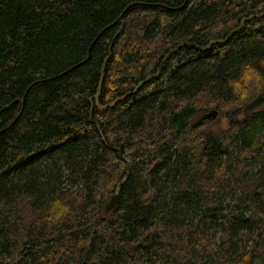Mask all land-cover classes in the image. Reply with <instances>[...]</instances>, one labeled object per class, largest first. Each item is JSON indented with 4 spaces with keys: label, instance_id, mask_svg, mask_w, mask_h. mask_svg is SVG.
<instances>
[{
    "label": "trees",
    "instance_id": "16d2710c",
    "mask_svg": "<svg viewBox=\"0 0 264 264\" xmlns=\"http://www.w3.org/2000/svg\"><path fill=\"white\" fill-rule=\"evenodd\" d=\"M0 264H264V0H0Z\"/></svg>",
    "mask_w": 264,
    "mask_h": 264
},
{
    "label": "water",
    "instance_id": "95a60500",
    "mask_svg": "<svg viewBox=\"0 0 264 264\" xmlns=\"http://www.w3.org/2000/svg\"><path fill=\"white\" fill-rule=\"evenodd\" d=\"M122 17H120V19H121ZM120 19L117 21V22H119L120 21ZM91 48H92V46L89 48V56H88V58L87 59H89V57H90V52H91ZM182 48L183 49H186V50H195V51H198V52H204V51H206L205 49H202V48H199V47H196L195 45H188V44H183L182 45ZM168 57H170V55L168 56ZM28 92V90L26 91V93ZM26 95V94H25ZM23 104H24V100L22 101V110H23ZM21 110V111H22ZM217 116H218V113L216 112V111H213V112H210V113H207V114H205V115H203L202 117H201V119L198 121L199 122V124L200 123H203L204 121H207V120H209V119H212V120H215L216 118H217ZM19 117V116H18ZM18 117H17V119H18ZM16 119V120H17ZM15 120V121H16ZM14 121V122H15ZM14 122H13V124H14ZM12 124V125H13ZM117 202H118V196L117 195H114V196H112L111 197V199H110V201H109V203L107 204V206H106V212L108 213V212H110V211H112L115 207H116V205H117Z\"/></svg>",
    "mask_w": 264,
    "mask_h": 264
},
{
    "label": "rangeland",
    "instance_id": "374dc122",
    "mask_svg": "<svg viewBox=\"0 0 264 264\" xmlns=\"http://www.w3.org/2000/svg\"><path fill=\"white\" fill-rule=\"evenodd\" d=\"M210 113V112H209ZM217 119V118H216ZM215 119V120H216ZM228 128L227 119L224 117H221L219 120V123L213 127V132H216L218 130H226ZM257 194V191H255V195Z\"/></svg>",
    "mask_w": 264,
    "mask_h": 264
}]
</instances>
